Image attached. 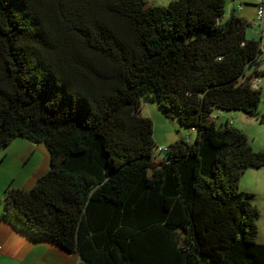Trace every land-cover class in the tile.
Listing matches in <instances>:
<instances>
[{
	"label": "trees",
	"instance_id": "obj_1",
	"mask_svg": "<svg viewBox=\"0 0 264 264\" xmlns=\"http://www.w3.org/2000/svg\"><path fill=\"white\" fill-rule=\"evenodd\" d=\"M225 5L0 0V150L21 137L49 153L31 189L6 188L3 215L86 264H264L239 188L264 151L212 118L257 117L261 101L260 42ZM145 101L194 140L153 161Z\"/></svg>",
	"mask_w": 264,
	"mask_h": 264
},
{
	"label": "crops",
	"instance_id": "obj_2",
	"mask_svg": "<svg viewBox=\"0 0 264 264\" xmlns=\"http://www.w3.org/2000/svg\"><path fill=\"white\" fill-rule=\"evenodd\" d=\"M170 1L173 0H146L147 3L157 6L167 5ZM230 3L231 6L224 9L225 19L234 15L246 23H252L256 14L257 0H230ZM227 8H230L229 13H227ZM249 28L246 30L247 38L258 40L260 44L263 43L264 33L257 35L252 28L251 30ZM259 71L260 76L264 75V67L261 62ZM215 116L218 117V115ZM191 132L193 131L191 130ZM175 141L170 139L164 145L168 147ZM9 144L8 147L0 150V264H86L77 252L66 251L49 238L35 237L20 226L15 219L3 215V199L6 188L11 186L29 190L34 186L37 177L49 169V156L45 149H41L40 158L33 161L32 157L36 148L32 147L28 141L16 139ZM36 146L44 148L45 145L38 144ZM258 169H264V167ZM255 192L257 193V191ZM262 201L261 203L264 205ZM257 227V242L264 243V231L262 233L264 226L257 224Z\"/></svg>",
	"mask_w": 264,
	"mask_h": 264
},
{
	"label": "rangeland",
	"instance_id": "obj_3",
	"mask_svg": "<svg viewBox=\"0 0 264 264\" xmlns=\"http://www.w3.org/2000/svg\"><path fill=\"white\" fill-rule=\"evenodd\" d=\"M228 6H231L230 0L226 2L225 7ZM229 12H230V8H227V13ZM249 29L251 30V27ZM263 33L264 32H260L258 34H263ZM260 45H261V54L259 56V60L264 67V42L261 43ZM260 80H261L260 82L261 85L259 88L261 91V101L258 107L259 114L257 117L248 116L241 111H226V110H219L216 108L213 110V114L218 115V117L215 118L214 120L215 125L217 127H221L224 126L227 121L233 119L234 123L231 126L240 129L246 135L248 139V143L254 151H264V75L260 76ZM140 114L144 117L150 118L152 121V126H153L152 138L156 145L153 150V161H157L167 156L166 152L159 153L158 147L165 146L164 144H166L168 140L172 139L177 141L180 139H184L186 141L192 142L195 138L196 135L195 131L191 132L189 128L181 126L177 121L174 113H171V116L166 117L163 113V110L155 102H149V101L142 102ZM189 136H191V138H189ZM16 139H24L25 141H28L25 138L17 137L14 138L12 142L16 141ZM28 143H30L32 147L36 148V151H34V156L32 157L33 161L34 160L36 161L38 160V158H40L39 152L41 151V149L42 150L45 149V152L48 153L46 146H43L44 148H42V146H36L38 145L36 143H32L30 141H28ZM263 184H264V169H258L252 167L247 168L243 172L239 181V188L241 190L243 191L248 190L253 194H256L254 198V203L258 206L260 210V213L256 218V223L260 226H264V205H262L261 203L262 200H263L262 202H264ZM255 191H257V193ZM263 231H264V227L262 228V233Z\"/></svg>",
	"mask_w": 264,
	"mask_h": 264
},
{
	"label": "built area",
	"instance_id": "obj_4",
	"mask_svg": "<svg viewBox=\"0 0 264 264\" xmlns=\"http://www.w3.org/2000/svg\"><path fill=\"white\" fill-rule=\"evenodd\" d=\"M252 30L254 31V33L258 34L260 32H264V0H257L256 3V14H255V18L253 20V22L251 23ZM260 76L257 75H253L250 79V83L252 88L254 89H259L260 87ZM213 119L216 118L215 115L212 116ZM230 125H232L234 123L233 119H230L229 121H227ZM192 131H194L192 129ZM167 150V147H158V152L162 153L165 152Z\"/></svg>",
	"mask_w": 264,
	"mask_h": 264
},
{
	"label": "water",
	"instance_id": "obj_5",
	"mask_svg": "<svg viewBox=\"0 0 264 264\" xmlns=\"http://www.w3.org/2000/svg\"><path fill=\"white\" fill-rule=\"evenodd\" d=\"M147 7V5H145V8Z\"/></svg>",
	"mask_w": 264,
	"mask_h": 264
}]
</instances>
